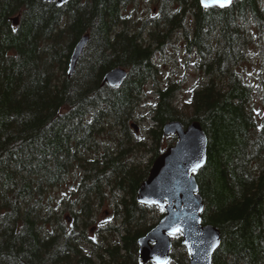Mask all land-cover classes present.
Segmentation results:
<instances>
[{"label": "trees", "instance_id": "1", "mask_svg": "<svg viewBox=\"0 0 264 264\" xmlns=\"http://www.w3.org/2000/svg\"><path fill=\"white\" fill-rule=\"evenodd\" d=\"M155 1L157 15L133 18L126 13L133 0L62 6L0 0V264H143L137 239L152 228L155 206L135 199L148 176L137 158L151 153L152 162L172 145L176 137H165L162 126L176 119L184 126L197 120L208 138L207 161L195 177L202 223L221 233L213 264H264V115L256 118L252 88L235 70L246 58L244 22L252 16L262 23L264 0H234L224 8ZM190 12V44L204 76L180 109L174 102L178 86L156 85L154 54L178 29L188 38L184 19ZM85 34L88 42L68 76L73 47ZM117 66L128 71L122 84L103 83ZM149 82L156 104L140 139L129 120ZM187 106L190 115L182 111ZM105 135L108 141L99 139ZM73 168L80 171V202L69 207L73 221L67 226L69 217L44 205L48 189ZM108 189L124 194L116 209L121 221L105 228L101 241L91 240L89 200ZM172 243L180 245V235ZM180 255L186 258V251Z\"/></svg>", "mask_w": 264, "mask_h": 264}, {"label": "rangeland", "instance_id": "2", "mask_svg": "<svg viewBox=\"0 0 264 264\" xmlns=\"http://www.w3.org/2000/svg\"><path fill=\"white\" fill-rule=\"evenodd\" d=\"M157 10L158 6L155 0H133L126 7V13L133 18H149L157 15ZM184 23L186 24V28H188V38L183 29H178L164 42L163 47L156 50L154 54V60L159 69L156 85L163 86L169 82L176 84L178 89L174 102L180 109L184 108L185 102H190L193 89L204 76L197 66L200 64L201 57L197 55L194 48L189 49V39L192 35L191 25L193 24L192 12L185 15ZM244 28L248 36L245 50L246 58L239 63L235 70L241 75L245 83L251 86L252 97L249 105L256 115V118L260 120L264 115V20L262 23H259L252 16H249L244 22ZM155 104L156 94L154 91V83L149 82L144 87L143 93L135 106L133 117L129 120L130 127L132 124L136 126V130L133 129L134 135L140 139L146 137L147 129L153 123L150 121V111ZM190 110L189 106H187L182 111L190 115ZM99 139L109 140L106 135L104 137L100 136ZM139 156L140 158H137L139 164L144 168H148L149 171L152 154H139ZM77 169L73 168L58 186L48 189V199L44 205L46 209L50 206V210L61 212L64 218L69 217L66 220L67 226H70L73 221V214L69 207L77 209L80 202L77 196L80 171ZM123 195V193L113 194L108 189L104 192V196L89 200L90 207L93 209L90 212L93 214L88 219L87 237L91 240L101 241L102 236L100 233H105V228L109 225L113 226L120 223L121 218L117 216L118 212H116V209ZM71 202L75 204L71 205ZM161 217L160 207L155 206L152 212H150L149 224L156 225ZM106 233L103 237H106ZM109 235L107 234V237ZM85 251L89 253V247L87 245L85 246ZM172 251L174 252V257L171 258L168 264H186L188 262L189 254L182 244L176 246L172 244ZM180 251L181 253L186 251L188 257L186 256L184 258L181 256ZM146 264L154 263L147 262Z\"/></svg>", "mask_w": 264, "mask_h": 264}, {"label": "water", "instance_id": "3", "mask_svg": "<svg viewBox=\"0 0 264 264\" xmlns=\"http://www.w3.org/2000/svg\"><path fill=\"white\" fill-rule=\"evenodd\" d=\"M52 1L62 6L70 0ZM233 1L231 0L225 7L230 6ZM198 2L204 7L201 0ZM213 6L224 8L215 4L209 7ZM17 20L18 17L12 19L14 25L17 24ZM88 39V35L85 34L74 45L69 58L68 76L75 71ZM127 72L124 67H114L104 74L102 82L109 86H119L126 78ZM133 126L136 129V126ZM162 133L166 137L176 136V141L154 158L147 178L137 189L135 199L139 203L156 201V204L151 205L158 207L162 205L164 214L155 226L138 237L139 259L142 263L150 261L157 264L159 260L168 264L172 248V236L169 232L178 226L183 229V233L180 234L182 245L188 254L189 248L192 250L186 264H213L212 256L220 245L221 233L217 227L202 223L204 203L192 171L196 164L201 165L196 169L198 171L207 161V135L197 120H192L184 126L177 119L164 123Z\"/></svg>", "mask_w": 264, "mask_h": 264}, {"label": "snow or ice", "instance_id": "4", "mask_svg": "<svg viewBox=\"0 0 264 264\" xmlns=\"http://www.w3.org/2000/svg\"><path fill=\"white\" fill-rule=\"evenodd\" d=\"M231 0H201V4L205 7V8H208L211 4H215V5H218L220 7H225L227 6L228 4H230ZM264 127V126H262ZM201 165L200 164H196L192 171L195 172L197 168H199ZM142 203H147V204H156L157 202L156 201H143ZM160 207V210L161 211H164V208L162 205H159ZM182 234L183 233V229L180 228V227H175L173 228L170 232H169V235L171 236H176L177 234ZM187 243V242H186ZM189 254L191 255L192 254V250L191 248H189ZM157 264H167L166 261H159L157 262Z\"/></svg>", "mask_w": 264, "mask_h": 264}, {"label": "flooded vegetation", "instance_id": "5", "mask_svg": "<svg viewBox=\"0 0 264 264\" xmlns=\"http://www.w3.org/2000/svg\"><path fill=\"white\" fill-rule=\"evenodd\" d=\"M190 40V39H189ZM191 48H194V50H196V52H197V55H199V53H198V49L195 47V46H193L192 44H190V41H189V49H191ZM200 56V55H199ZM200 63H201V60H200ZM93 210V209H92ZM114 211H115V209H114Z\"/></svg>", "mask_w": 264, "mask_h": 264}]
</instances>
